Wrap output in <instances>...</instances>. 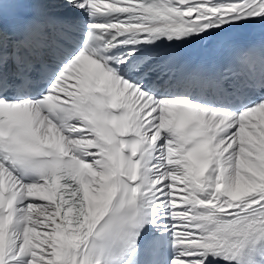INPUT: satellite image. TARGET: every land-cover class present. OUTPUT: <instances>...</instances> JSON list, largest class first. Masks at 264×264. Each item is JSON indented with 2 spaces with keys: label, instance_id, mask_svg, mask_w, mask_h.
<instances>
[{
  "label": "snow or ice",
  "instance_id": "obj_1",
  "mask_svg": "<svg viewBox=\"0 0 264 264\" xmlns=\"http://www.w3.org/2000/svg\"><path fill=\"white\" fill-rule=\"evenodd\" d=\"M0 264H264V0H0Z\"/></svg>",
  "mask_w": 264,
  "mask_h": 264
},
{
  "label": "bare ground",
  "instance_id": "obj_2",
  "mask_svg": "<svg viewBox=\"0 0 264 264\" xmlns=\"http://www.w3.org/2000/svg\"><path fill=\"white\" fill-rule=\"evenodd\" d=\"M110 2H111V0H102V4H107V3H110ZM201 43H203V42L196 41V42L193 43V45L196 46V45H199Z\"/></svg>",
  "mask_w": 264,
  "mask_h": 264
}]
</instances>
